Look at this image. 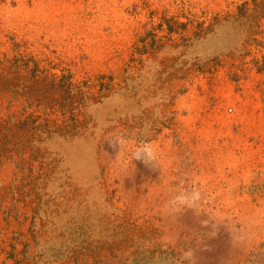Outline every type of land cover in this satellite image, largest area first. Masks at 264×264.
<instances>
[{
  "label": "rangeland",
  "instance_id": "1",
  "mask_svg": "<svg viewBox=\"0 0 264 264\" xmlns=\"http://www.w3.org/2000/svg\"><path fill=\"white\" fill-rule=\"evenodd\" d=\"M252 7L0 0V59L96 85L75 119L28 109L69 133L13 147L0 135V264H264V16ZM4 81L0 124L27 105ZM141 147L151 161L134 158Z\"/></svg>",
  "mask_w": 264,
  "mask_h": 264
},
{
  "label": "trees",
  "instance_id": "2",
  "mask_svg": "<svg viewBox=\"0 0 264 264\" xmlns=\"http://www.w3.org/2000/svg\"><path fill=\"white\" fill-rule=\"evenodd\" d=\"M252 4L253 7L250 10L252 13L248 17L252 19L263 17L264 0H252ZM242 7L239 18L245 16L248 3L244 2ZM0 65L2 66L0 78L5 80L2 90L10 93L14 99L22 98L27 103L20 112L9 115L0 124L2 146L5 147L19 143L23 139L22 137L24 139L31 138L34 141L38 134L41 136L47 133L50 135L57 132L69 133L70 128L65 129L68 125L52 127L49 119L41 120V115H36L34 111L28 112V109L33 106L34 102H46L47 106L56 108L64 114L65 110L69 108L68 112L74 118L76 116L74 111L86 105L87 99H89V89L96 86L88 84L87 79L75 83L72 81L70 73L50 74L49 69L40 66L39 61H34L32 57L25 59L23 55H15L11 59H0ZM111 79L112 76L106 78L102 75L99 77L97 83L100 87L99 92L111 87Z\"/></svg>",
  "mask_w": 264,
  "mask_h": 264
},
{
  "label": "clouds",
  "instance_id": "3",
  "mask_svg": "<svg viewBox=\"0 0 264 264\" xmlns=\"http://www.w3.org/2000/svg\"><path fill=\"white\" fill-rule=\"evenodd\" d=\"M134 158L143 159L146 163L153 159L152 153L146 148H138L136 152L133 153Z\"/></svg>",
  "mask_w": 264,
  "mask_h": 264
}]
</instances>
